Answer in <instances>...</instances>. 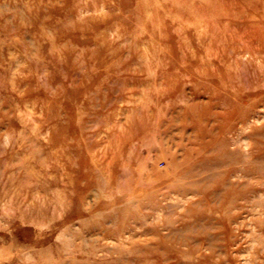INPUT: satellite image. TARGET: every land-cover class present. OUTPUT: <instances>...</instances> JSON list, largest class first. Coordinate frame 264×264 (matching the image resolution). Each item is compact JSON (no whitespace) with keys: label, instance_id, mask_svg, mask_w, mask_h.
Returning <instances> with one entry per match:
<instances>
[{"label":"rangeland","instance_id":"rangeland-1","mask_svg":"<svg viewBox=\"0 0 264 264\" xmlns=\"http://www.w3.org/2000/svg\"><path fill=\"white\" fill-rule=\"evenodd\" d=\"M0 264H264V0H0Z\"/></svg>","mask_w":264,"mask_h":264}]
</instances>
